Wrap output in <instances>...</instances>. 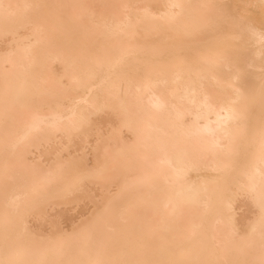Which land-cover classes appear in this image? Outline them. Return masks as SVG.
<instances>
[{
  "label": "bare ground",
  "instance_id": "bare-ground-1",
  "mask_svg": "<svg viewBox=\"0 0 264 264\" xmlns=\"http://www.w3.org/2000/svg\"><path fill=\"white\" fill-rule=\"evenodd\" d=\"M0 264H264V0H0Z\"/></svg>",
  "mask_w": 264,
  "mask_h": 264
},
{
  "label": "rangeland",
  "instance_id": "rangeland-1",
  "mask_svg": "<svg viewBox=\"0 0 264 264\" xmlns=\"http://www.w3.org/2000/svg\"><path fill=\"white\" fill-rule=\"evenodd\" d=\"M237 200H239V203H241V201H240L241 199L238 198ZM80 205H81V204H80ZM80 205H79V204H78V205H75V206H73V205H69V206L66 207V208H61V210H58V209H60V208H57V209H55V210H52V212L48 210L50 216H49L48 212H47V214H48L49 217L52 218L54 215H56V212L59 211L57 214H58V215H59V214L61 215V216L59 215L60 217H62L61 222L64 221V222H65L64 225H65V226H68V225H69V222H70L69 219L72 218L73 216H74V217L72 218L73 220H71V221H77V220L79 219L78 216H83V217H85L86 215L88 216V213H86L88 210L84 211L86 206H85V207H84V206L82 207V208L84 209V210H83L84 213H83V212L81 211L82 208L80 209V207H79ZM83 205H84V204H83ZM236 205H237V207H239V208L236 209V211H237L236 213H238V214L241 216L240 218H243V217H244V218L246 219L247 215H248L247 219L251 217V211H252V210L249 211V210L251 209L250 207H248L249 209L246 208V210L249 211V213L246 215L247 211L244 210V209H245V207H247V206H246V205H245V206L243 205L244 207H242V208H244L243 210L246 211V213H244V211H243L244 216H242V215H241V213H242V212H241L242 208H240V205H241V204H238V201H237V204H236ZM238 205H239V206H238ZM241 206H242V205H241ZM77 207L79 208V210H77V209H78ZM88 207H90V206L88 205V206L86 207V209H89ZM68 208H69V209L71 208V210L73 209V212H74V213H73L72 211L68 210ZM62 209H64V210H62ZM80 211H81V213H83V214L86 213V215H85V216H84L83 214L79 215ZM63 212H64V213H63ZM78 212H79V213H78ZM62 213H63V214H62ZM64 214H65V215H64ZM74 214H75V215H74ZM63 215H64V217H63ZM67 216H68V217H67ZM245 216H246V217H245ZM80 218H82V217H80ZM238 218H239V217H238ZM244 218H243V220H244ZM82 219H87V217H86V218H82ZM68 220H69V222H68ZM240 220H241V219H240ZM66 221H67V222H66ZM35 223H36V224H35ZM35 223H33L34 225H32L33 228L35 227L34 229H36V226H39V224H41L40 226H43V225H44V228L46 227L45 232L48 231V230H47V228L49 227L48 224H45V223H44V224L42 225L41 222H40V223L35 222ZM37 228H38V227H37ZM42 228H43V227H42ZM44 228H43V229H44ZM43 232H44V231H43Z\"/></svg>",
  "mask_w": 264,
  "mask_h": 264
}]
</instances>
